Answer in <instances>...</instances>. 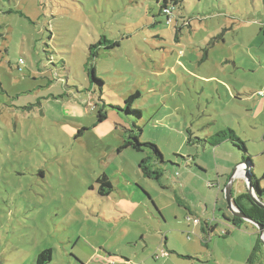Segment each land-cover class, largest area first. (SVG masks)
I'll return each instance as SVG.
<instances>
[{"label":"rangeland","instance_id":"rangeland-1","mask_svg":"<svg viewBox=\"0 0 264 264\" xmlns=\"http://www.w3.org/2000/svg\"><path fill=\"white\" fill-rule=\"evenodd\" d=\"M162 4L1 2L0 264L46 250L48 264H264L258 227L233 226L225 197L241 142L264 176V0H183L172 24ZM133 124L163 155L159 182L139 168L145 153H118ZM228 129L238 148L205 142ZM234 178L247 192L246 172Z\"/></svg>","mask_w":264,"mask_h":264},{"label":"trees","instance_id":"trees-1","mask_svg":"<svg viewBox=\"0 0 264 264\" xmlns=\"http://www.w3.org/2000/svg\"><path fill=\"white\" fill-rule=\"evenodd\" d=\"M3 1L5 0H0V5H1V2ZM182 2L183 0H163V4L161 7V14L167 17V22L169 24H172L175 21V18L177 16L176 15L177 8L182 4ZM4 13L5 14L16 13L23 17H26L22 12H18V11L15 12L13 10L4 11ZM176 39H178V36ZM105 42H108V41L106 40V38H103L98 44V46L105 44ZM98 46L93 45L91 48H98ZM117 46H119V44L118 42H115V43H112L110 46H108L106 49L111 50ZM89 75L93 77V80L96 83L102 84V82L97 79L96 69L94 67H92V69L89 70ZM138 97H139V93L136 92L134 95H131L127 99L126 103L130 104L133 100H135ZM126 114H128L127 116H129L130 114H137L139 116L141 115L140 112L133 111L132 107L130 106L126 111ZM107 119H108L107 114L103 111V109H99L97 113V122L94 125V127L106 122ZM133 125L136 130H133L130 128H124V132H122V135H121L122 144L119 147L118 153H121L123 150H127V149H132L139 153H145L146 158L143 159V161L140 163L139 168L146 178L151 179V180H156L159 182L161 177L163 176V172L160 169L161 164H164L163 155L156 145L152 143L142 144L139 140V136L136 134V131L142 133V129L137 127L135 124ZM118 127H121V126H118ZM85 131H88V129H81L79 131V135H82L83 132ZM187 141L188 143L192 142L191 138H188ZM205 142L209 144L210 146H212L213 148L218 147L225 142H230L236 148H238L235 145V143L240 142V139L237 138L234 131H232L231 129H228L226 131L217 133L216 135L212 136L210 139H208ZM241 143H243L242 144L243 147L238 148V149L242 151L241 153L243 156V160L245 161V163L243 164L248 166L249 175L253 182L254 193L259 197L261 201L264 202V186L262 183V181L264 180V176L261 179H259L255 176V174H253L252 168L254 164L251 159L245 158V155H247L245 153H248V150L245 147V143L244 142H241ZM97 183L100 185L98 194L101 197H109L111 193L114 192L115 190L114 186L112 185V182L110 181L107 175L100 176L99 179L97 180ZM209 187L213 188V184L210 183ZM233 202H234L235 207L239 210L241 214H244L247 217L252 218L254 221L264 226V209L258 207L253 202V199L248 191L241 195H238L235 197L233 196ZM196 220H199V219H196ZM228 221L237 228H240L245 222V220L239 217H236L234 215L231 218H229ZM200 224H201V221H200ZM260 246H261V242L258 243V246L253 256H255L256 253L260 251L259 250ZM52 253H53L52 250L43 251L38 256L36 264L50 263L52 261V256H53Z\"/></svg>","mask_w":264,"mask_h":264},{"label":"water","instance_id":"water-1","mask_svg":"<svg viewBox=\"0 0 264 264\" xmlns=\"http://www.w3.org/2000/svg\"><path fill=\"white\" fill-rule=\"evenodd\" d=\"M238 169V168H237ZM237 169L234 170L232 176L230 177L229 184L225 188V197L227 199V202L229 204L230 211L232 214L236 217H239L245 221L251 222L252 224L256 225L260 231L261 237L263 238V244H264V226L262 224L257 223L254 221L252 218L247 217L244 214H241L239 210L235 207L234 202H233V194H232V183L234 177L236 176ZM246 186H247V191L251 195L253 202L260 208L264 209V202L259 199V197L254 193L253 190V182L251 180V177L249 175V170L246 169Z\"/></svg>","mask_w":264,"mask_h":264},{"label":"crops","instance_id":"crops-1","mask_svg":"<svg viewBox=\"0 0 264 264\" xmlns=\"http://www.w3.org/2000/svg\"><path fill=\"white\" fill-rule=\"evenodd\" d=\"M109 124V122H104V123H102V124H99L100 125V129H98L99 127V125H97L96 127H97V131L100 133V134H106L110 129H111V125H104V124ZM105 128H107V130H105ZM225 143H228V142H225ZM224 144V143H223ZM222 144V145H223ZM221 146V145H220ZM220 146H218V147H215V148H219ZM237 160V159H236ZM241 159H239V160H237V166H236V168L235 169H237L240 165H243V167L242 168H240L241 169V171L243 172H246V169H248V166H246L245 164H243V163H241V161H240ZM245 163V162H244ZM241 174V175H240ZM239 175L240 176H238V180H241V181H243L242 180V173H240ZM229 181H230V179H229ZM236 181V180H235ZM235 181L233 180V183H232V190H233V193H234V197L235 196H238V195H241V194H243V193H245V191L244 190H238V191H235V188H234V186H235ZM216 186H219L220 187V184H215V185H213V188H215ZM264 186V185H263ZM102 257L105 259V260H107V262H109V259H108V255L107 254H105V255H102Z\"/></svg>","mask_w":264,"mask_h":264},{"label":"built area","instance_id":"built-area-1","mask_svg":"<svg viewBox=\"0 0 264 264\" xmlns=\"http://www.w3.org/2000/svg\"><path fill=\"white\" fill-rule=\"evenodd\" d=\"M242 167H243V165H240L239 166V169L242 168ZM193 223L196 224V225H198V224H200V221L195 219V220H193Z\"/></svg>","mask_w":264,"mask_h":264}]
</instances>
